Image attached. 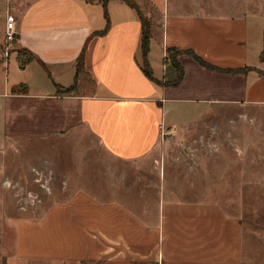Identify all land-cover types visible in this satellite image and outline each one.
<instances>
[{
    "label": "crops",
    "instance_id": "0c3cea01",
    "mask_svg": "<svg viewBox=\"0 0 264 264\" xmlns=\"http://www.w3.org/2000/svg\"><path fill=\"white\" fill-rule=\"evenodd\" d=\"M136 1L151 22L147 59L159 82L142 70L141 23L123 1L0 0V152L17 138L80 128L109 160L131 166L94 173L92 189L38 217H15L7 264H264V245L248 247L241 217L215 202L166 198L164 174L145 167L165 136L216 107L264 108V7ZM8 13L17 38L5 54ZM169 48L233 71L182 53L172 84Z\"/></svg>",
    "mask_w": 264,
    "mask_h": 264
},
{
    "label": "rangeland",
    "instance_id": "374dc122",
    "mask_svg": "<svg viewBox=\"0 0 264 264\" xmlns=\"http://www.w3.org/2000/svg\"><path fill=\"white\" fill-rule=\"evenodd\" d=\"M181 2L186 7L191 3ZM197 2L204 9L224 4L244 11L264 7V0ZM10 143L0 152V264H7L14 253L15 217H38L76 189H92L87 180L94 173L131 168L109 160L85 129ZM145 164L146 169L164 174L166 198L222 205L242 218L248 247L263 249L264 108L216 107L200 121L165 136ZM148 178L156 180L153 173Z\"/></svg>",
    "mask_w": 264,
    "mask_h": 264
},
{
    "label": "trees",
    "instance_id": "16d2710c",
    "mask_svg": "<svg viewBox=\"0 0 264 264\" xmlns=\"http://www.w3.org/2000/svg\"><path fill=\"white\" fill-rule=\"evenodd\" d=\"M107 1L108 0H102V2L104 4ZM121 1L126 3L128 6H130L131 8H133L137 12V15H138L140 23H141L140 48H141V52H142V56H143L142 70L148 78L159 82V80L155 79L152 76L151 67H150L148 59H147L149 40H150V28H151L150 19L142 12V10L140 9L136 0H121ZM169 52H171L170 56H169L170 61L173 64V66L176 68V71H177V76L173 80L172 84H177L183 76L182 66L176 60V56L178 54H182V53L190 54L196 61H198V63L201 66L206 67L208 69H214V70H218V71H233L231 69H220L218 67L212 66V65L206 63L202 58H200L198 55H196L191 50H181V49L169 48ZM81 65H82V57L80 56V58L78 60V64H77L76 75H77V73H79V71L81 69ZM75 86H76V84H73V85L68 86V87H58V91H59V93L67 94V93L72 92L75 89Z\"/></svg>",
    "mask_w": 264,
    "mask_h": 264
},
{
    "label": "built area",
    "instance_id": "2783aa9c",
    "mask_svg": "<svg viewBox=\"0 0 264 264\" xmlns=\"http://www.w3.org/2000/svg\"><path fill=\"white\" fill-rule=\"evenodd\" d=\"M16 38H17V30L15 24V17L14 15L8 13L5 16L4 30H3V44H4L3 51L5 54H7V52L10 50Z\"/></svg>",
    "mask_w": 264,
    "mask_h": 264
}]
</instances>
